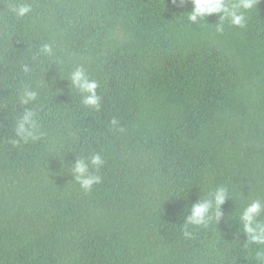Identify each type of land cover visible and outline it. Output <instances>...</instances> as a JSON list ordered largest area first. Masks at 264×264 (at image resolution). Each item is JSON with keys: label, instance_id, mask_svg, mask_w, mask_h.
Segmentation results:
<instances>
[{"label": "trees", "instance_id": "obj_1", "mask_svg": "<svg viewBox=\"0 0 264 264\" xmlns=\"http://www.w3.org/2000/svg\"><path fill=\"white\" fill-rule=\"evenodd\" d=\"M0 264H264V0H0Z\"/></svg>", "mask_w": 264, "mask_h": 264}]
</instances>
